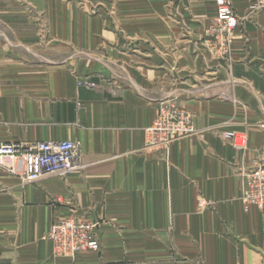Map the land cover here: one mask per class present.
<instances>
[{"label": "crops", "instance_id": "obj_1", "mask_svg": "<svg viewBox=\"0 0 264 264\" xmlns=\"http://www.w3.org/2000/svg\"><path fill=\"white\" fill-rule=\"evenodd\" d=\"M214 1L0 0V142H77L81 164L32 184L0 167V264H264V210L240 201L264 166V11L229 0L222 55ZM165 101L194 132L149 147ZM73 213L101 248L59 258L48 233Z\"/></svg>", "mask_w": 264, "mask_h": 264}, {"label": "built area", "instance_id": "obj_2", "mask_svg": "<svg viewBox=\"0 0 264 264\" xmlns=\"http://www.w3.org/2000/svg\"><path fill=\"white\" fill-rule=\"evenodd\" d=\"M215 17L205 35L206 44L217 46L226 54L229 43L238 27V18L228 0H215ZM250 13L264 11V0H252ZM79 85L93 87L88 82ZM185 109L164 103L157 111L151 126L146 130L147 145H165L171 140L191 131ZM236 149L244 148L243 142L235 140ZM79 144L73 141L3 143L0 142V167L8 175L17 177L25 184H32L49 176L65 179L80 169ZM246 206L264 209V169L256 167L250 172V179L243 194ZM99 223L85 215L70 216L56 222L50 229L49 239L58 257L74 258L79 252L97 251L98 243L94 233Z\"/></svg>", "mask_w": 264, "mask_h": 264}, {"label": "rangeland", "instance_id": "obj_3", "mask_svg": "<svg viewBox=\"0 0 264 264\" xmlns=\"http://www.w3.org/2000/svg\"><path fill=\"white\" fill-rule=\"evenodd\" d=\"M66 1H70V0H66ZM105 2H106V12H107V14H109V15H113V12H114V6H113V4H114V0H104ZM229 1V0H228ZM99 3H100V1L98 2V1H96V2H94V3H92V5L90 6V8H85L84 9V6L82 5V3H78L77 4V7L80 9V10H83V11H85L86 13L88 12V13H90L91 15L92 14H94V13H96V12H98V7L100 6L99 5ZM20 5H22V3H20ZM215 17V16H214ZM212 20H213V18H212ZM212 20L210 21V23H209V26H210V24H211V22H212ZM208 26V27H209ZM207 30H208V28H207ZM206 30V31H207ZM206 33V32H205ZM47 37V35L46 34H42V40L44 39V38H46ZM207 38V37H206ZM228 51V50H227ZM222 53V52H221ZM227 53V52H226ZM222 55H225V54H222ZM82 82H84V81H82ZM164 103H168V104H174V105H176V106H178V107H183V106H181V105H179L176 101H165V102H162L161 103V105H160V107L164 104ZM159 107V108H160ZM158 108V109H159ZM184 109H185V112H186V115H187V117H188V119H189V122H188V126L191 128V131L190 132H187L184 136H181V137H178V138H175V139H173V140H171L169 143H167V144H165V145H156V146H153V147H167L170 143H172L173 141H175V140H178V139H181V138H184V137H187V136H189V135H191V134H193V132H194V129H193V119H192V115L186 110V108L185 107H183ZM158 109H157V111H158ZM156 115H157V112H156ZM156 115H155V118H156ZM155 118H154V120H155ZM153 120V121H154ZM153 123V122H152ZM151 126V125H150ZM149 126V127H150ZM148 127V128H149ZM240 141V140H239ZM233 146H234V143H233ZM234 148H235V146H234ZM236 149V148H235ZM236 150H238V149H236ZM241 150H243V149H241ZM240 151V150H239ZM256 167H262L263 169H264V166H256ZM256 167H254L253 169H251L250 171H248L247 173H246V175H245V180H244V182H243V186H242V189H241V195H240V201L242 202V204L244 205V207H245V209L246 208H248V207H253V206H246L245 204H244V202H243V194H244V191H245V189L247 188V184H248V182H249V179H250V172L252 171V170H254ZM11 176V175H10ZM14 177V176H13ZM17 178V177H16ZM19 179V178H18ZM20 180V179H19ZM21 181V180H20ZM23 183V182H22ZM25 184V183H24ZM254 208H256V209H258V210H264V209H259V208H257V207H254ZM82 215V214H81ZM70 216H80V215H78V214H76V213H73V214H71ZM70 216H68V217H70ZM85 217H87L88 219H90L91 221H95V222H98L99 223V227L97 228V230H96V232L94 233L95 235H94V238H95V240L97 241V243H98V250L97 251H93V252H98L99 250H100V248H101V246H100V241H99V231H100V228H101V226H102V222L101 221H98V220H96V219H91L88 215H85ZM67 218V217H66ZM63 220V219H62ZM55 224V223H54ZM53 224V225H54ZM52 225V226H53ZM51 226V227H52ZM51 229V228H50ZM50 232V231H49ZM48 238H49V233H48ZM50 240V239H49ZM51 241V240H50ZM53 244V243H52ZM83 252V251H82ZM84 252H86V251H84ZM79 253H81V252H79ZM78 254V253H77ZM76 254V255H77ZM75 255V256H76ZM75 256H74V258H75ZM58 257V256H57ZM59 258H67V257H59ZM74 258H69V259H74Z\"/></svg>", "mask_w": 264, "mask_h": 264}]
</instances>
